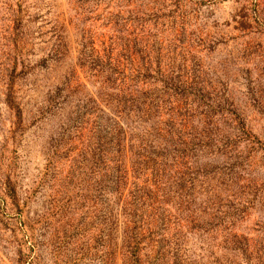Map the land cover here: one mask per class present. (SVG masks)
<instances>
[{
  "label": "rangeland",
  "instance_id": "374dc122",
  "mask_svg": "<svg viewBox=\"0 0 264 264\" xmlns=\"http://www.w3.org/2000/svg\"><path fill=\"white\" fill-rule=\"evenodd\" d=\"M0 264H264V0H0Z\"/></svg>",
  "mask_w": 264,
  "mask_h": 264
}]
</instances>
